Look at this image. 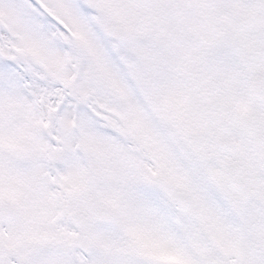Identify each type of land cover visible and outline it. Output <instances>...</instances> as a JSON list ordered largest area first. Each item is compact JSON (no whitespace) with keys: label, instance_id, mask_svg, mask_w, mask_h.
Returning a JSON list of instances; mask_svg holds the SVG:
<instances>
[{"label":"snow or ice","instance_id":"snow-or-ice-1","mask_svg":"<svg viewBox=\"0 0 264 264\" xmlns=\"http://www.w3.org/2000/svg\"><path fill=\"white\" fill-rule=\"evenodd\" d=\"M111 32L169 46L163 95L215 157L195 205L114 127ZM0 264H264V0H0Z\"/></svg>","mask_w":264,"mask_h":264},{"label":"rangeland","instance_id":"rangeland-1","mask_svg":"<svg viewBox=\"0 0 264 264\" xmlns=\"http://www.w3.org/2000/svg\"><path fill=\"white\" fill-rule=\"evenodd\" d=\"M114 51L120 61L119 72L103 57L98 60L97 70L116 102L110 115L126 151L143 165L148 186L157 189L155 178L161 175L176 188H189L194 160L191 143L195 134L203 133L196 131L193 123L176 108L174 98L163 95L162 86L169 79L164 63L169 46L148 39L127 44L123 51L116 45ZM149 52L150 55L146 54ZM191 190L199 200L197 182Z\"/></svg>","mask_w":264,"mask_h":264},{"label":"flooded vegetation","instance_id":"flooded-vegetation-1","mask_svg":"<svg viewBox=\"0 0 264 264\" xmlns=\"http://www.w3.org/2000/svg\"><path fill=\"white\" fill-rule=\"evenodd\" d=\"M194 136V140L198 141L200 145V151L198 154H195L196 159L192 166V180L196 182L202 179L207 180L209 183H215L213 180L215 157L209 151V138L205 134Z\"/></svg>","mask_w":264,"mask_h":264},{"label":"water","instance_id":"water-1","mask_svg":"<svg viewBox=\"0 0 264 264\" xmlns=\"http://www.w3.org/2000/svg\"><path fill=\"white\" fill-rule=\"evenodd\" d=\"M110 36L114 39L117 40L118 43L120 44H125L121 38L119 37V35L116 32H111ZM145 39L144 38H141ZM157 186L159 187V189H161L164 193H166L167 195H169L174 201L176 202H183L184 200L190 201L193 203L192 199L190 198L189 195H187V193L185 191H181V192H175L171 186L165 182L161 177L158 176L157 178Z\"/></svg>","mask_w":264,"mask_h":264}]
</instances>
